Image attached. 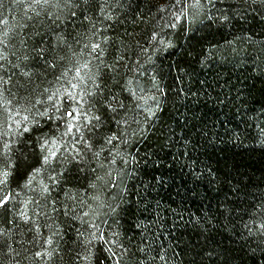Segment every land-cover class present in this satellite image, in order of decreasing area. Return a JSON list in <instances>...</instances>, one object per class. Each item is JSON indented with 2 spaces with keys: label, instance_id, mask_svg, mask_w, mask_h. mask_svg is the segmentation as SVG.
<instances>
[{
  "label": "trees",
  "instance_id": "obj_1",
  "mask_svg": "<svg viewBox=\"0 0 264 264\" xmlns=\"http://www.w3.org/2000/svg\"><path fill=\"white\" fill-rule=\"evenodd\" d=\"M105 2L111 5L105 9L111 19L95 11L88 14L108 37L101 57L110 65L103 69L104 94L109 99L115 95L125 107L113 103L117 112L106 115L104 132L129 133L127 151L138 161L132 163L129 157L123 228L139 239L135 225H145L144 235L155 241L153 247L167 250V264H264V242L259 236L251 238L242 226L252 223L247 214L251 205L264 199V6L251 0L242 7L241 0H213L212 12L234 6L229 14L243 16L221 27L205 26V16L176 20L182 10L189 11L192 0H98L101 6ZM20 13V6L4 0L0 15L10 24ZM173 22L175 28L169 26ZM87 27L85 21L75 31ZM40 38L34 37L36 42ZM153 84L168 92L167 100ZM154 95L163 101V111L145 123L144 112L154 108ZM137 121L147 131L131 136ZM42 131L49 128L43 125ZM35 163L30 157L21 167L13 188ZM66 167L63 191L57 187L51 195L73 205L68 196L86 198L91 173ZM41 181L48 183L46 173L36 176L34 187ZM16 190L21 201L32 195L30 189ZM55 216L65 233L60 247L70 250L80 224ZM41 231L49 234L43 226ZM13 235V248L28 256L23 264H45L32 258L33 252L48 247L42 236L30 243L22 225ZM62 255L47 264H72L70 251ZM0 264L13 261L0 259Z\"/></svg>",
  "mask_w": 264,
  "mask_h": 264
},
{
  "label": "snow or ice",
  "instance_id": "obj_2",
  "mask_svg": "<svg viewBox=\"0 0 264 264\" xmlns=\"http://www.w3.org/2000/svg\"><path fill=\"white\" fill-rule=\"evenodd\" d=\"M3 2L0 0V8ZM11 2L20 6L21 13L11 24L0 15V253H3L0 259H10L13 264L27 261L28 256L16 251L11 242L15 239L13 229L19 231L22 225L30 235V243L35 244L38 236L43 237L48 247L33 252L32 258L45 260V264L53 258L63 259L64 251L71 252L72 264H156L157 261L167 264V250L153 247L155 241L144 235L145 225H135L140 230V238L136 239L137 233L129 235L121 223L123 213L128 211L125 205L126 180L131 176L129 157L132 163L138 161L127 151L131 142L129 133L111 129L104 132L106 115L117 112L113 103L121 109L125 105L115 95L109 99L104 94L103 69L110 65L101 57L108 37L88 14L95 11L102 19H111L105 15V9L111 5L105 2L101 6L98 0ZM247 3L249 0H241V7ZM251 3L264 6V0H251ZM232 7L212 12L213 0H192L187 5L189 11L182 10L176 20L188 15L193 19L205 16L208 21L205 26H230L234 16L243 18L240 13L230 15ZM85 21L88 24L85 31H75ZM169 26L177 25L173 22ZM34 37L41 38L36 42ZM49 75L52 79H48ZM153 87L167 100L168 92L164 88L159 84ZM128 91L135 96L131 89ZM150 99L154 108L145 109V123L163 111V101H158L155 95ZM42 122L49 128L48 133L42 131ZM115 123L119 125L120 121ZM124 123L127 125V121ZM137 124L138 129L131 136L147 131L140 126L141 122ZM30 157L36 163L25 172L23 183H17L16 188L30 189L32 195L21 201L12 181ZM67 165L81 172L88 168L91 173L86 198L68 196L73 205L58 202L51 195L57 187L63 191ZM45 173L48 183L41 181L34 187L36 176ZM57 213L80 224L75 228V247L70 250L60 247L65 233L59 226ZM247 214L252 223L242 222L243 228L251 238L259 236L264 242V199L252 204ZM42 226L47 228L48 235L41 231Z\"/></svg>",
  "mask_w": 264,
  "mask_h": 264
}]
</instances>
